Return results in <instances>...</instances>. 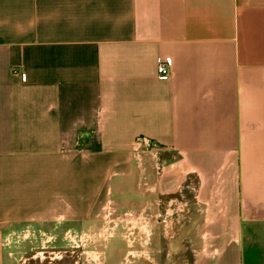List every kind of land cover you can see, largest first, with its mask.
Segmentation results:
<instances>
[{
  "label": "crops",
  "instance_id": "crops-1",
  "mask_svg": "<svg viewBox=\"0 0 264 264\" xmlns=\"http://www.w3.org/2000/svg\"><path fill=\"white\" fill-rule=\"evenodd\" d=\"M134 174L127 259L264 264V0H0V264Z\"/></svg>",
  "mask_w": 264,
  "mask_h": 264
},
{
  "label": "rangeland",
  "instance_id": "rangeland-1",
  "mask_svg": "<svg viewBox=\"0 0 264 264\" xmlns=\"http://www.w3.org/2000/svg\"><path fill=\"white\" fill-rule=\"evenodd\" d=\"M143 170L145 174L151 173L150 157L144 156ZM145 177L138 184L136 174L121 184L114 182L119 188L113 190V203L104 213L106 220H102L103 224L98 227L24 228L12 234L14 242L5 243L2 247L11 254L15 264H136L135 258L127 259L128 250L132 247L126 237L135 241V236L140 234L136 216L142 202L155 204L158 200L148 191L152 180ZM139 184L144 188L143 195L137 190ZM165 203L160 199V204ZM111 236L114 238L107 241Z\"/></svg>",
  "mask_w": 264,
  "mask_h": 264
},
{
  "label": "built area",
  "instance_id": "built-area-1",
  "mask_svg": "<svg viewBox=\"0 0 264 264\" xmlns=\"http://www.w3.org/2000/svg\"><path fill=\"white\" fill-rule=\"evenodd\" d=\"M171 62L170 61H167V60H164L163 58H159V61H158V74L160 76H168L171 74Z\"/></svg>",
  "mask_w": 264,
  "mask_h": 264
}]
</instances>
